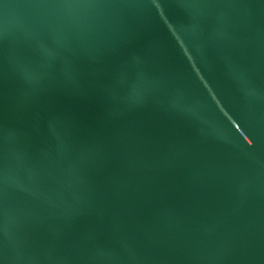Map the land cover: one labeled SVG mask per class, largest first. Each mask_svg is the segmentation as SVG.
I'll return each instance as SVG.
<instances>
[{
	"label": "water",
	"instance_id": "obj_1",
	"mask_svg": "<svg viewBox=\"0 0 264 264\" xmlns=\"http://www.w3.org/2000/svg\"><path fill=\"white\" fill-rule=\"evenodd\" d=\"M0 264H264V0H0Z\"/></svg>",
	"mask_w": 264,
	"mask_h": 264
}]
</instances>
